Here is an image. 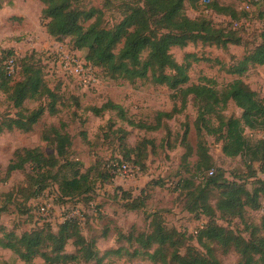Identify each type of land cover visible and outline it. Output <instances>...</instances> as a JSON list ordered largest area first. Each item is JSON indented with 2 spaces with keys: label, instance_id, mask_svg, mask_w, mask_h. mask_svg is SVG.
<instances>
[{
  "label": "rangeland",
  "instance_id": "rangeland-1",
  "mask_svg": "<svg viewBox=\"0 0 264 264\" xmlns=\"http://www.w3.org/2000/svg\"><path fill=\"white\" fill-rule=\"evenodd\" d=\"M209 1L232 6L236 11H246V17L240 20L243 26L238 30L241 32V43L228 45L226 49L201 43L188 44L182 49L172 48L170 53L180 65L186 62L187 54L195 55L198 59L197 62H191L187 71V86L204 83V79H207L214 83L216 90L222 91L229 83L238 79L264 105V65L250 67L241 77L227 72L260 42V17H264V1ZM136 2L137 0H72V6L78 10L94 8L101 11V26L111 29L122 20L126 8ZM140 3L139 0L138 4ZM246 5L247 10L244 8ZM41 9L42 5L38 0H4L0 9V53L11 48L22 58L33 54L34 59L44 68L47 85L57 95L55 109L58 110L55 116L49 114L48 105L51 101L46 97L39 101L26 100L23 104L26 109L44 108L38 123L29 133L17 130L0 133V229L16 236L47 226L56 232L65 217H74L80 224L82 235L96 239L98 257L102 258L99 264H155L146 257L130 258V253L138 249V246L133 242L134 238L128 242L126 237L149 234L153 222L159 220L168 230L174 229L180 233L181 255L190 248L204 254V249L196 241L195 232L206 224L207 219L186 210L185 192L181 187L183 179H192L196 185L201 183V179L196 178L197 171L194 167L197 144L201 142L205 145L214 172L220 170L227 180H237L249 190L253 189L255 183L253 176L264 180V166L257 162L249 163L248 158L243 156L225 157L221 152L218 135L211 136L202 131L201 136H198L194 126L197 105L192 96L187 97L186 105L182 108L179 94L165 86L154 84L150 79L129 83L113 81L98 73L97 85L83 88L74 79L61 77L55 68L51 70L46 58L60 55L61 50L68 52L71 44L69 39L56 42L47 35V21L41 19ZM184 12L190 19H206L214 27L232 28L234 22L229 17L206 9L203 4L191 7L186 3ZM71 52L85 59V51ZM107 102L120 107L127 121L120 119L116 109L105 110L100 116L92 112L91 109H99ZM173 109L176 111L172 112ZM171 112V118L158 115ZM15 113L16 109L0 90V122L6 116L13 117ZM221 115L225 118H240L241 110L228 102ZM129 122L143 126L158 124L159 130H146L131 126ZM212 122L217 125L214 117ZM49 126L60 128L69 135L71 142L65 157L71 166L63 167L65 162L59 160L53 173L58 171L59 179L62 176L70 178L75 170L81 173L89 170L88 179L93 186L91 193L72 199L62 198L58 184L47 179L44 181V190L30 196L36 188L30 179L34 176L31 166L26 165L22 170L7 175L6 167L16 150L38 148L45 156L56 155L54 144L41 138L42 132ZM184 136L185 144H182ZM243 136L249 143H255L264 140V131L245 128ZM142 141L147 144L143 158L139 160L136 153L131 152L128 154L129 160L125 159V153L139 147ZM186 144L190 149L185 147ZM120 161L129 167L126 175H119L111 169V165ZM61 165L63 166L59 168ZM103 175H109L110 178L103 179ZM218 193L216 190L211 192L212 205L215 204ZM132 204L138 208L130 209ZM262 205L258 211L247 210L244 221L252 225L259 224L264 216ZM39 209H43L44 213ZM217 223L233 229L245 239L249 238L250 229L238 219L218 220ZM118 249L119 253L111 252ZM211 250L219 264H241V257L232 249L225 251L212 245ZM74 252L75 248L71 243L66 245V254ZM0 264L24 263L11 251L0 248ZM31 264L44 263L40 258H35Z\"/></svg>",
  "mask_w": 264,
  "mask_h": 264
},
{
  "label": "trees",
  "instance_id": "trees-1",
  "mask_svg": "<svg viewBox=\"0 0 264 264\" xmlns=\"http://www.w3.org/2000/svg\"><path fill=\"white\" fill-rule=\"evenodd\" d=\"M38 1L42 5L41 19L47 21V35L56 42L69 39V51H85V60L96 70L97 76L99 73L110 80L129 83L150 79L154 84L165 86L179 94L182 108L186 105L187 97L192 96L197 105L194 126L198 136H201L202 131L207 135H218L221 152L225 157L243 156L248 158L249 163L257 162L264 166V140L249 143L243 136L245 128L264 131V105L256 94L238 79L229 83L222 91L216 90L214 83L207 79H204V83L187 86V71L191 62H197L198 59L195 55L187 54L186 62L180 65L170 53L172 48L182 49L195 43L222 49H226L228 45H240L241 32L233 24L246 17V11H236L232 6L209 0H140V4L137 0V4L126 8L119 23L106 29L101 26L102 14L97 9H74L72 0ZM186 3L191 7L203 4L215 14L229 17L234 20L232 28L214 27L204 18H188L184 12ZM3 4L4 0H0V9ZM260 18V42L251 51H247L235 66L228 69V74L241 77L250 67L264 65V17ZM91 20L93 21L85 26ZM10 54V51L0 53V90L6 95V100L12 103L16 113L13 117L6 116L2 119L0 133L12 130L29 133L40 120L44 108L29 110L23 106L24 102L39 101L46 97L51 101L48 112L55 116L58 113L55 109L57 95L47 85L44 68L34 59L33 54L16 59V71L8 74L4 62ZM228 102L241 110L240 118H225L221 115ZM115 109L118 110L120 119L127 121L120 107L111 102L91 110L96 116H100L105 110ZM175 111L173 109L172 112ZM172 112L158 115L171 118ZM212 117L217 125L212 122ZM129 125L150 131L159 130L158 124L143 126L129 122ZM41 138L54 144L56 155L45 156L38 148L16 150L6 167L7 175L22 170L26 165L31 166L34 176L30 179L36 188L30 196L41 193L47 179L58 184L62 198L72 199L91 193L93 186L89 183V170L86 173L75 170L70 178L62 176L59 179L58 171L53 173L59 160L65 162L59 168L71 166L65 159L71 143L69 135L60 128L49 126L42 132ZM182 144H185V136ZM185 147L190 149L187 144ZM146 148V142L142 141L139 147L125 153V159L129 160L128 154L131 152H135L139 160L142 159ZM195 156L196 178L201 179V183L196 185L192 179H183L181 187L185 192L186 210L207 219L206 224L195 232L196 241L205 253L200 254L190 248L181 255L180 233L174 229L168 230L159 220H155L149 234L126 237L128 242L134 238L133 242L138 246L129 257H146L155 264H219L211 250V246L216 245L225 251L234 250L241 257V264H264V216L256 225L246 223L243 219L247 210L258 211L264 204V180L253 176L255 183L252 190L237 180H227L220 170L214 172L211 169V157L201 142L195 148ZM210 171L211 176L208 175ZM107 177L110 178L109 175H103V179ZM214 190L219 193L212 205L210 195ZM136 208L138 207L134 204L130 207L132 210ZM224 219L244 222L247 229H250L249 238L245 239L233 229L217 223ZM0 231V248L11 251L24 264H31L35 258H40L44 264H79L91 261L99 264L102 260L98 257L96 239L84 237L80 224L74 217L65 218L56 232L48 226L21 236ZM69 243L75 248L74 254L65 253V247ZM119 250L111 252L119 253Z\"/></svg>",
  "mask_w": 264,
  "mask_h": 264
},
{
  "label": "built area",
  "instance_id": "built-area-1",
  "mask_svg": "<svg viewBox=\"0 0 264 264\" xmlns=\"http://www.w3.org/2000/svg\"><path fill=\"white\" fill-rule=\"evenodd\" d=\"M252 1L260 2L261 0ZM244 8H246L247 10L248 6L246 5V7ZM233 26L235 29H239L243 26V23L235 22ZM8 51H10L11 54L7 56L4 62V66L8 74H13L16 71L15 60L22 57L18 55L17 51L11 50V48H9ZM60 52V55H54L53 57L48 56L46 58L47 64L50 63L51 70H54L55 68L57 70L56 72L59 73L61 77H70L83 88L94 87L97 85L98 78L96 75V70L85 59H82L75 52H62V50ZM111 169L113 172L115 171L119 175H126L129 171L128 165L124 162L111 165ZM208 175L211 176L212 171H210ZM262 206V209L264 211V204ZM39 211L41 213H44L43 209H39Z\"/></svg>",
  "mask_w": 264,
  "mask_h": 264
}]
</instances>
